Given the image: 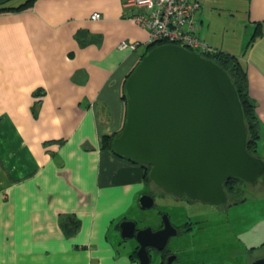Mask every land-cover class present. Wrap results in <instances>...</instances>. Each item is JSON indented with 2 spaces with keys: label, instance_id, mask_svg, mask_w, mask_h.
Returning <instances> with one entry per match:
<instances>
[{
  "label": "crops",
  "instance_id": "0c3cea01",
  "mask_svg": "<svg viewBox=\"0 0 264 264\" xmlns=\"http://www.w3.org/2000/svg\"><path fill=\"white\" fill-rule=\"evenodd\" d=\"M124 1L34 0L0 12V264H138L135 242L119 249L109 234L147 193L143 169L102 141L123 125V82L147 48L131 17L139 10ZM196 1L199 38L244 52L263 143L264 33L247 42L264 0ZM242 24L236 53L227 34Z\"/></svg>",
  "mask_w": 264,
  "mask_h": 264
},
{
  "label": "water",
  "instance_id": "95a60500",
  "mask_svg": "<svg viewBox=\"0 0 264 264\" xmlns=\"http://www.w3.org/2000/svg\"><path fill=\"white\" fill-rule=\"evenodd\" d=\"M125 116L108 142L109 150L133 164L147 166L148 179L161 192L202 204L227 202L230 178L257 184L264 159L247 148V129L236 88L213 60L182 46L150 48L122 87ZM154 196L142 193L139 207L150 209ZM162 227L119 224L122 239L134 238L138 264H149L147 248L162 250L177 229L169 216ZM167 264V263H166ZM248 264H264V255Z\"/></svg>",
  "mask_w": 264,
  "mask_h": 264
},
{
  "label": "rangeland",
  "instance_id": "374dc122",
  "mask_svg": "<svg viewBox=\"0 0 264 264\" xmlns=\"http://www.w3.org/2000/svg\"><path fill=\"white\" fill-rule=\"evenodd\" d=\"M252 30L253 29L249 30V36L251 35ZM244 31V24H242V28L239 29V34H233L232 31L229 30V33L227 34L228 39L231 38L232 40L230 41L226 39V44H230L236 50L234 44H237L238 39L241 40ZM121 45L122 44H119L118 47L122 49L126 48L122 47ZM240 52H242V50H236V53ZM259 150L260 154L264 155V144L259 147ZM145 188V190L149 191H147L148 193H150L151 191L155 192L156 195L154 194V206L150 209H142L137 206H135V208L132 207L129 212H126L125 215L122 216L125 217L123 219L137 222L139 228H142L143 226H157L161 223V215H159V211L162 210L164 213H167L169 215L171 222L179 223L176 221L177 212L180 211V214H183L184 211L181 207L182 205L180 206L182 202L179 200V198L161 193L160 190L153 186L151 183H149V185H145ZM229 196V209H227L226 218H223L225 220L228 219L227 226L214 227L212 223H209V228L207 231L203 232L194 230L191 235H193L192 237L196 240L204 239V241H206L204 245L210 246L212 248V250L209 252L212 258L221 259L222 256H226L229 254L228 260L231 263L227 262V264H248L255 257L264 255V178H261L258 183L254 185L241 182V184L238 186V189L234 193L230 192ZM202 209L208 210L204 206H202ZM217 215L221 214H216V217ZM198 220L200 221V219ZM121 221L122 220H116L113 223L112 228H114V235L110 233L109 237L119 249H124L128 245L134 244L135 240L134 238L125 240L121 238L120 230L118 227H116V225H119ZM203 224H205V222H203ZM225 232L227 235L226 239L229 242V246L227 248H224V241H221L220 239V235H224ZM215 235H218L219 238L214 237ZM171 238L172 239L169 241L168 247L173 248V250H178V246L176 245V243L179 246L181 245L180 242L186 243V241L183 240L184 236L182 237V239L174 236H172ZM186 239L190 240V237H187ZM189 243L190 244L188 247H191L193 245L191 240L189 241ZM178 254L180 255V253Z\"/></svg>",
  "mask_w": 264,
  "mask_h": 264
},
{
  "label": "built area",
  "instance_id": "2783aa9c",
  "mask_svg": "<svg viewBox=\"0 0 264 264\" xmlns=\"http://www.w3.org/2000/svg\"><path fill=\"white\" fill-rule=\"evenodd\" d=\"M124 6L139 11L131 17L136 24L148 31L144 45L171 43L201 55L214 49L196 34V14L200 4L196 0H125ZM99 13L91 18L98 19ZM122 47L133 49L134 44L121 42Z\"/></svg>",
  "mask_w": 264,
  "mask_h": 264
},
{
  "label": "flooded vegetation",
  "instance_id": "af4514ba",
  "mask_svg": "<svg viewBox=\"0 0 264 264\" xmlns=\"http://www.w3.org/2000/svg\"><path fill=\"white\" fill-rule=\"evenodd\" d=\"M261 158L264 159V155L258 153ZM227 182L224 184V189L227 194V202L219 205V206H213L208 204H202L198 201H192L185 197L179 198V200L182 202L180 206L184 210V216L179 221V223H173V226L177 229V233L174 237L181 238L184 236L183 240L186 241L180 242V249L179 250H173V248L168 247L169 241L172 239L169 238L166 246L162 250H155L154 248H147L150 263L149 264H227V262L231 263L228 260L229 254L226 256H222L221 259H214L210 256L209 252L212 250L210 246L204 245L206 241L204 239H198L196 240L193 238L191 233H193L194 230L198 231H207L209 226V223H212L214 227H225L228 224V219L225 220L223 218H226L227 216V209H229V198H230V192L225 188ZM241 184V183H240ZM236 185V184H235ZM238 189L236 187L235 191ZM234 191V192H235ZM161 192V191H160ZM148 193V192H147ZM153 193V194H152ZM163 193V192H161ZM148 194H151L152 196L155 194V192H150ZM165 194V193H164ZM156 195V194H155ZM168 195V194H167ZM171 196V195H169ZM155 199V197H154ZM202 206L206 207L208 210H203ZM164 212L161 210L159 211V215L162 216ZM167 214V213H166ZM216 214H221L217 215ZM168 215V214H167ZM169 216V215H168ZM222 216V217H220ZM170 218V217H169ZM218 218V219H217ZM200 219V221L198 220ZM194 220V221H193ZM161 221V218H160ZM193 221V222H192ZM205 222V224H203ZM136 228L138 229L137 222ZM145 227V226H143ZM162 227V222L158 224L157 226H151L153 230L159 229ZM141 228V227H140ZM226 232L224 235H220V239L223 242V245H225L224 248H227L229 246V242L227 241ZM187 237H190L191 242L193 245L191 247L189 246V241L186 239ZM215 246V245H214ZM138 246L135 243L134 245V251L136 254ZM231 248V247H230ZM229 248V249H230ZM231 251V250H230ZM180 253V255L178 253Z\"/></svg>",
  "mask_w": 264,
  "mask_h": 264
},
{
  "label": "trees",
  "instance_id": "16d2710c",
  "mask_svg": "<svg viewBox=\"0 0 264 264\" xmlns=\"http://www.w3.org/2000/svg\"><path fill=\"white\" fill-rule=\"evenodd\" d=\"M34 0H23L19 3H14L12 0L5 1L4 3H0V12L1 11H22L32 5ZM264 33V22H258L254 24V29L250 35L249 41L247 42L249 45L257 38L260 37ZM161 44L154 43L148 46L145 52L141 55V57L154 45ZM214 51L211 53L205 54L206 58L213 60L216 64L221 66L230 76L244 114V121L247 129V148L248 150L255 154L259 155L260 153L259 147L264 144V140L262 143V131H261V121L259 120L256 114V102L249 96L248 93V81H247V72H246V62L244 59V52L238 54L229 53L226 51H222L216 48H213ZM123 100H125L124 95L122 94ZM112 136V135H111ZM111 136H103V146L108 148V142ZM260 141V143H259ZM109 149V148H108ZM143 169V179L145 185H149L150 181L148 179V167L141 165ZM225 188L229 192L235 191L234 188L240 185L241 180L238 178H230L227 181ZM236 184V185H235ZM149 192V191H148ZM152 192V191H151ZM154 196V195H153ZM135 249L130 252V258L136 259Z\"/></svg>",
  "mask_w": 264,
  "mask_h": 264
},
{
  "label": "bare ground",
  "instance_id": "6f19581e",
  "mask_svg": "<svg viewBox=\"0 0 264 264\" xmlns=\"http://www.w3.org/2000/svg\"><path fill=\"white\" fill-rule=\"evenodd\" d=\"M203 56L206 57L205 54H204ZM263 178H264V177H263ZM239 180H240V179H239ZM241 181H242V180H241ZM150 183H151V182H150ZM214 237L219 238L218 235H215ZM259 256H260V255H259ZM261 256H262V255H261ZM251 261H252V260H251ZM251 261H250V262H251Z\"/></svg>",
  "mask_w": 264,
  "mask_h": 264
},
{
  "label": "clouds",
  "instance_id": "9594fccd",
  "mask_svg": "<svg viewBox=\"0 0 264 264\" xmlns=\"http://www.w3.org/2000/svg\"><path fill=\"white\" fill-rule=\"evenodd\" d=\"M154 46H156V45H154ZM147 47H148V46H147ZM152 47H153V46H152ZM152 47H151V48H152Z\"/></svg>",
  "mask_w": 264,
  "mask_h": 264
}]
</instances>
